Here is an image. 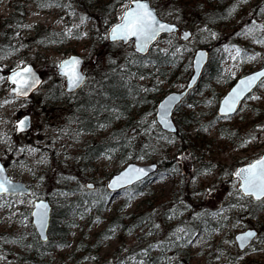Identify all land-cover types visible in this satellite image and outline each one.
Listing matches in <instances>:
<instances>
[{
    "label": "rangeland",
    "instance_id": "rangeland-1",
    "mask_svg": "<svg viewBox=\"0 0 264 264\" xmlns=\"http://www.w3.org/2000/svg\"><path fill=\"white\" fill-rule=\"evenodd\" d=\"M13 1L0 0V160L13 178L29 182L32 192L0 195V264H264V199L255 201L243 196L238 181L232 177L239 165L264 153V123L253 128L250 121L253 106L264 105V81L231 118L219 120L208 130L201 129L211 142L206 155L214 168L193 175L198 164L189 153H181L178 161L183 175H159L147 193L131 187L112 194L100 216L90 206L78 211V205L70 200L78 193L87 196V189L102 196L108 178L126 163L113 154H103L88 164L81 162L83 147L105 140L111 129L100 123L95 132H85L80 129L76 112L85 103L84 95L101 80L98 78L129 57L134 44L107 43L106 32L97 27L94 15L74 11L73 5L67 6V0L64 7L45 9L29 1L24 6L25 17L21 12L12 14ZM261 1L245 0L251 20L247 17L232 28L223 23L211 26L199 11L178 0H152L161 7L160 14L165 19L193 30V36L185 42L176 32L171 37H161L155 47L168 49L173 41H181L192 56L195 48L223 36V69L232 77L241 75L259 67L264 60V21L254 19L252 10ZM128 4L129 0H124L117 6V18ZM192 21H197L195 27L189 26ZM219 50L215 48L216 52ZM72 53L84 57L83 70L88 79L82 88L65 95V78L56 67ZM28 62L35 65L44 82L29 97L12 96L7 72ZM185 82H173L157 74L153 79H139L142 85L161 87L166 92L181 89ZM208 105L190 102L185 108L202 110L201 121L205 122L211 118ZM27 112L32 114V126L17 133L15 122ZM148 117L144 116L146 121ZM221 123L233 125V129L240 127L231 141L219 136L217 127ZM190 129L192 135L197 134V126ZM200 166L205 167L202 163ZM185 183L191 186L184 187ZM74 186L77 191L66 194L67 188ZM37 197L49 198L58 213L71 212L64 218L65 223H57L58 232H51L48 241L41 244L37 243L30 217ZM149 201L150 220L131 232L118 226L107 228L114 216L143 212ZM203 207L214 221L218 214L222 217V228L212 229L205 224ZM215 209L218 214L213 213ZM247 227L256 228L258 233L241 251L234 236ZM61 233L66 238L60 237ZM79 243L86 244L90 251ZM179 248L182 252L176 250Z\"/></svg>",
    "mask_w": 264,
    "mask_h": 264
},
{
    "label": "trees",
    "instance_id": "trees-1",
    "mask_svg": "<svg viewBox=\"0 0 264 264\" xmlns=\"http://www.w3.org/2000/svg\"><path fill=\"white\" fill-rule=\"evenodd\" d=\"M29 1L36 3L42 9L66 6V0H14V11L12 14L21 12V16L25 17L27 11L24 6ZM67 1L69 4L67 6L73 5L74 11L81 14H93L97 27L106 32L107 28L116 21V8L124 0ZM178 1L179 3L182 2L181 4L185 7L189 6L192 10L195 8L196 11H199L203 15L201 18L207 19L208 22L210 20L211 26L223 23L227 27L233 28L238 22H243L248 17V11H246L244 6L245 0ZM183 2H187V4ZM157 8L160 12L161 7L158 6ZM252 10L254 19L264 21V6L257 5ZM196 19L198 20L199 18ZM248 20H251V17H248ZM196 23L197 21H192L189 26L195 27ZM242 26L245 25L243 24ZM167 37H171V35H167ZM232 37L234 38V34ZM223 38V36L219 37L218 35L215 39H211L212 43L206 44V46L211 48L209 62L196 86L190 90L175 109L178 130L174 133L162 130L154 120L156 104L166 91L161 87L151 89L149 84L142 85L139 83V79L142 76H150L153 79V76L157 74L173 82L186 81L192 72L191 50L186 49L183 42L173 41L168 49L158 45L144 56L132 52L129 57H124L122 62L116 63L108 73L100 76L98 79L101 80L95 83L90 91L84 95L85 103L82 106L80 105V111L76 112L79 113L77 122L80 125V129L85 132H95L100 123L110 128L111 131L105 140L83 147L81 162L88 164L103 154L118 156L121 163H127L132 160H157L160 169L154 175L133 186L135 191L144 193L153 189L152 182L159 175L161 176L165 173H170L173 176L183 175V170L180 168L178 161L181 153H189L194 163L198 164L197 169L193 168V175L196 171L198 173L214 168V164L209 163L210 161L206 155L211 142L206 139V133L201 134V129L208 130L215 126L219 120L232 117L221 118L215 110L224 93L223 88L229 87L235 81V77H232L230 73H226L222 66V61L225 57V52L221 51L224 42ZM107 43L112 42L109 41ZM215 48H220V50L216 52ZM261 62L263 63L264 60H261ZM65 95H68V93H65ZM199 98L200 101H198ZM190 102L208 103V106L211 107L208 113L211 118L202 122L201 117L204 115L202 110L187 111L185 107ZM263 106H253V117L250 119L253 128L264 123ZM146 115H149L147 121L144 118ZM192 126H197L196 135L191 133L190 128ZM230 126L233 127V125L221 123L217 127L219 136L224 137V139L227 138L229 141L240 130V127L235 126L233 129ZM200 163L205 167L202 168ZM185 186L190 187L191 183H185ZM66 191V194H72L77 189L74 186L67 188ZM87 192L89 193L87 196H82V194L78 193L70 200V203L77 204L78 208L76 210L78 211L80 207L90 206L100 216L108 207L112 194L105 185L102 187V196L89 189H87ZM181 192L178 191V193ZM203 208L205 210V224L212 229L222 228L223 219L218 214V209L213 211L214 214H218L217 216L214 215V221L208 215L205 207ZM151 210L152 205L149 201L143 212H138V214L129 213L125 215L126 217H122V215L114 216L109 220L107 228L118 226L121 230L131 232L134 228L146 222V220H150ZM70 213V210L64 214L58 213L56 208L53 207L50 233L56 234L58 232L57 223H65L64 218L69 217ZM79 214L87 217L85 212H80ZM63 228V230H67L66 227ZM33 233L35 232L33 231ZM35 237H37V243L41 244L42 241L39 240L38 236L35 235ZM60 237L66 238V234L61 233ZM79 246L84 247L83 249L87 248L84 243H79ZM87 249V251H90L89 247ZM176 250L182 252L181 248ZM157 260H159V257ZM157 260L155 259V261Z\"/></svg>",
    "mask_w": 264,
    "mask_h": 264
},
{
    "label": "water",
    "instance_id": "water-1",
    "mask_svg": "<svg viewBox=\"0 0 264 264\" xmlns=\"http://www.w3.org/2000/svg\"><path fill=\"white\" fill-rule=\"evenodd\" d=\"M143 2L147 3L149 5V7L153 10L154 14H156L157 18L161 21V23L167 24L169 26H171L173 28L172 31H163L161 32L154 41H152L148 47L146 51L140 52L136 50V44H135V39L134 38H130L129 40L125 41L122 39H117V40H113L111 38L110 35V30L118 23H120V18L114 22L108 29L107 32V37L110 41H122L124 43H127L128 41L132 40L134 43V51L137 52L138 54L141 55H145L149 52L150 48L157 42V40L159 39L160 36L164 35V34H170V33H174L177 32L180 29V26L178 23L173 22V21H168L164 18H162L158 11L157 8L152 4L151 0H143ZM132 4V0H130L129 5ZM261 5H264V0L262 1ZM132 6L134 7V4H132ZM127 10V7L124 9L122 15L124 14V12ZM121 15V16H122ZM185 34L187 35V38H185ZM193 32L191 29H181V34H180V38L183 41H187L191 36H192ZM201 53L203 54V56H201ZM77 58L80 61L79 64V72L80 74L83 76V80L82 82L79 84V86L77 87H71L69 85V81L67 76H65L61 70V68L59 67V65H61V63L65 60L71 59V58ZM209 60V49L206 47H198L195 49L193 56H192V73L190 75V77L188 78L185 86L181 89H174L171 90L169 92H167L165 95H163L157 105H156V111H155V119L157 121V123L160 125V127L168 132H175L177 131V125L174 119V111L176 106L181 102V100L187 95V93L193 88L195 87L196 83L198 82V80L200 79L203 70L207 64ZM83 64H84V57L78 53H72L69 56L65 57L60 63L59 65L56 67L57 71L59 74L63 75L65 77L66 80V87L65 90L68 92H74L76 90H78L80 87L83 86V84L85 83L86 79H87V73L83 71ZM199 64V66H198ZM24 68H31L32 73L35 76V79L38 80L39 82L34 84V86H32L31 88H27L25 89V94H19L17 89H18V85L14 84L12 82L11 79H9L10 77L13 76L14 71L15 72H20L22 69ZM260 72H264V64L250 72H247L241 76H239L236 81L232 84V86L225 92V94L220 98L219 100V104H218V108H217V112L220 116H227V115H231L236 113L240 103L245 99V97L251 93L255 87L259 84V82L264 78V77H260L259 79L256 80V82L251 86L249 91H245L243 93V95L240 97L239 101L237 102L236 106H235V111L224 114L221 113V108L224 106V100L225 98H227L229 96L230 93L233 92L234 89H237L238 87H240V82L241 80H244L247 77L253 76L257 73ZM43 76L40 74V72L38 71V69L35 67V65L31 62L26 63L23 66H18L12 70H9L7 73V80L13 84V88H12V94L14 96H20V97H27L29 96L42 82H43ZM190 85V87H189ZM172 96H177L179 97V99L171 101V108L169 110V115L167 117L168 123L170 124V126H166V124L164 122L161 121V105L164 104L166 101L169 100V97ZM21 121H24V124L21 125ZM32 125V121H31V114L27 113L25 115H23L19 120L16 121V131L19 133L21 131H25L28 130ZM264 157V153H262L259 157H256L254 159H252L249 162H246L244 164L239 165L233 172L232 176L234 179H237L239 181L238 184V188L240 189V191L242 192L243 195L244 192L241 189V179L240 177L236 176L235 173L242 168H246L249 164L254 163L255 161L259 160L260 158ZM130 168H134V169H144L145 173L143 175L140 176V179H135V173L131 174V179L130 182H126L123 184H118L115 188H111L109 187V185L112 183L113 180H115L118 176H121L122 173H125L127 170H129ZM158 168V162L156 161H152L149 163H139L136 161H130L128 162L123 168H121L120 170H118L117 172H115L107 181L106 186L107 188L112 191V192H117L120 191L122 188H125L127 186H130L134 183H136L139 180H142L144 178H146L147 176H149L150 174H152L153 172H155ZM0 179L6 180L7 182H9V185L7 186H16L17 189H19V191H7V192H0V194L2 193H9V194H18V193H30L31 192V187L22 180H18V179H13L11 178V176L9 175L5 165L2 163V161L0 160ZM245 196H250V195H245ZM253 197V196H252ZM254 199H256L255 197H253ZM262 199V198H261ZM257 200V199H256ZM39 204H43L46 205V209H38L36 207V205ZM51 209H52V205L49 199L47 198H37L34 200L33 202V207L31 209V218H32V223L34 225V228L36 230V232L38 233L39 237L41 240H46L48 238V228L50 225V219H51ZM42 212V213H46L44 220H43V225L41 226V222H40V217H38L37 215H34V213L36 212ZM255 233L254 236L249 237L245 240H243V244L241 239H239L240 237L244 236L246 233ZM257 234V230L255 228H247L245 230L239 231L235 234V240L237 242V245L239 247V249L243 250L245 249L250 243L251 241L254 239V237Z\"/></svg>",
    "mask_w": 264,
    "mask_h": 264
},
{
    "label": "snow or ice",
    "instance_id": "snow-or-ice-1",
    "mask_svg": "<svg viewBox=\"0 0 264 264\" xmlns=\"http://www.w3.org/2000/svg\"><path fill=\"white\" fill-rule=\"evenodd\" d=\"M132 4H134V7ZM132 4L127 6V10L120 18V23L116 24L110 30V35L113 40L122 39L127 41L130 38H134L136 50L143 52L147 50L148 45L154 41L161 32L172 31L173 28L167 24L161 23L156 14H154L153 10L147 3L143 2V0H132ZM187 35L188 34H185V38H187ZM237 52L239 53V49ZM201 56H203L202 53ZM79 64L80 61L73 57L63 61L61 65H59L63 74L67 76L71 87L79 86L83 80V76L79 72ZM260 77H264V72L257 73L241 80V86L234 89L233 92L225 98L224 106L221 108V113L227 114L235 111V106L240 97L245 91H249L251 86ZM9 79H11L14 84L18 85L17 91L19 94H25V89L31 88L34 84L39 82L35 79L31 68H24L20 72L14 71L13 76ZM253 98L255 99L257 97ZM177 99H179L177 96L169 97V100L161 105V121L164 122L166 126H170L167 120L169 110L171 108L170 102ZM20 123L23 125L24 121H21ZM132 173L136 174L135 179H140V176L145 173V170L130 168L125 173H122L121 176H118L115 180H113L109 187L115 188L118 184L130 182ZM235 175L240 177L242 181L241 189L245 195L253 196L257 200L264 198V157L252 164H249L246 168L239 169ZM7 185H9V182L0 179V192L19 191V189H17L14 185ZM36 207L38 209H46V205L43 204L36 205ZM34 215L40 217L42 226L46 213L38 211L34 213ZM254 235L255 233L249 232L239 239H241L243 244V240Z\"/></svg>",
    "mask_w": 264,
    "mask_h": 264
},
{
    "label": "flooded vegetation",
    "instance_id": "flooded-vegetation-1",
    "mask_svg": "<svg viewBox=\"0 0 264 264\" xmlns=\"http://www.w3.org/2000/svg\"><path fill=\"white\" fill-rule=\"evenodd\" d=\"M158 258V257H157ZM157 258H155L157 260Z\"/></svg>",
    "mask_w": 264,
    "mask_h": 264
}]
</instances>
